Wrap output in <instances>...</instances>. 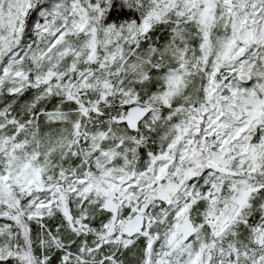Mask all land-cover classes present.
Segmentation results:
<instances>
[{"label":"snow or ice","instance_id":"snow-or-ice-1","mask_svg":"<svg viewBox=\"0 0 264 264\" xmlns=\"http://www.w3.org/2000/svg\"><path fill=\"white\" fill-rule=\"evenodd\" d=\"M0 264H264V0H0Z\"/></svg>","mask_w":264,"mask_h":264}]
</instances>
